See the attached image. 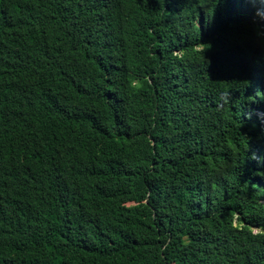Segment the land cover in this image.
Instances as JSON below:
<instances>
[{"label":"trees","instance_id":"obj_1","mask_svg":"<svg viewBox=\"0 0 264 264\" xmlns=\"http://www.w3.org/2000/svg\"><path fill=\"white\" fill-rule=\"evenodd\" d=\"M0 264H264V0H0Z\"/></svg>","mask_w":264,"mask_h":264}]
</instances>
